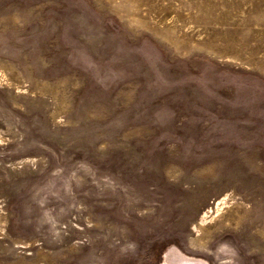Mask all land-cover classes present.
I'll return each instance as SVG.
<instances>
[{
	"label": "rangeland",
	"instance_id": "374dc122",
	"mask_svg": "<svg viewBox=\"0 0 264 264\" xmlns=\"http://www.w3.org/2000/svg\"><path fill=\"white\" fill-rule=\"evenodd\" d=\"M3 45L0 264H264V0H0Z\"/></svg>",
	"mask_w": 264,
	"mask_h": 264
},
{
	"label": "flooded vegetation",
	"instance_id": "af4514ba",
	"mask_svg": "<svg viewBox=\"0 0 264 264\" xmlns=\"http://www.w3.org/2000/svg\"><path fill=\"white\" fill-rule=\"evenodd\" d=\"M139 241H140L139 245L141 246L143 240L139 239ZM144 244L146 245L145 242L143 243V245ZM155 245L156 243L155 244L153 243L149 246H145L144 249L137 250L136 254L133 256H125L124 262L126 264H162V256L165 252L166 247H168L169 245H176L179 248V250L188 257L201 259L205 261L207 264H215L208 257L193 254L183 249L179 244H177L176 239L171 242L170 241L165 242L162 245H156V246ZM222 251H223V255L228 257L233 253V250L230 246H223Z\"/></svg>",
	"mask_w": 264,
	"mask_h": 264
},
{
	"label": "bare ground",
	"instance_id": "6f19581e",
	"mask_svg": "<svg viewBox=\"0 0 264 264\" xmlns=\"http://www.w3.org/2000/svg\"><path fill=\"white\" fill-rule=\"evenodd\" d=\"M257 5H258V3L253 6V8L251 9V11H254L257 8ZM218 6H220V3L219 4L217 3L216 5H213V7L215 9L219 8ZM242 8L243 7L241 5L239 7H237L238 10H240ZM236 31H237L238 34H241V35L243 34L240 29H238ZM240 31H241V33H239ZM251 40L252 39H249V38H242V37L240 38V41H242V44L247 45V46L248 45H251V43H250ZM260 46H261V43H258L256 45H254L252 47V51H256V49L259 48ZM0 49H1V46H0ZM0 53H1V50H0ZM7 71H10V69L9 68H6L5 66L4 67H0V83H5L7 85V87L9 86V87H15L16 88V86H17L16 83L12 82V78H13L12 77V74L11 73H8ZM0 141L3 142V140L1 138H0ZM2 225H5V224H4V222H2L0 220V226H2ZM92 247H93V245H92ZM91 255H93V251L91 253H89L86 257L87 258H90ZM102 260H103V263L102 264H108V259L107 258H103Z\"/></svg>",
	"mask_w": 264,
	"mask_h": 264
},
{
	"label": "water",
	"instance_id": "95a60500",
	"mask_svg": "<svg viewBox=\"0 0 264 264\" xmlns=\"http://www.w3.org/2000/svg\"><path fill=\"white\" fill-rule=\"evenodd\" d=\"M162 264H207L201 259L184 255L176 245L166 247L162 256Z\"/></svg>",
	"mask_w": 264,
	"mask_h": 264
},
{
	"label": "trees",
	"instance_id": "16d2710c",
	"mask_svg": "<svg viewBox=\"0 0 264 264\" xmlns=\"http://www.w3.org/2000/svg\"><path fill=\"white\" fill-rule=\"evenodd\" d=\"M26 4H28V3L26 2ZM4 47H5V45L1 46V49H0V50H1V53H2ZM10 50H11V51H14V49H11V48H10ZM11 53H13V52H11ZM13 54H14V53H13Z\"/></svg>",
	"mask_w": 264,
	"mask_h": 264
}]
</instances>
